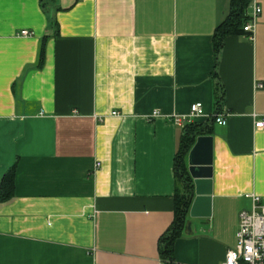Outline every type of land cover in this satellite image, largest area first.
I'll use <instances>...</instances> for the list:
<instances>
[{"label":"crops","instance_id":"0c3cea01","mask_svg":"<svg viewBox=\"0 0 264 264\" xmlns=\"http://www.w3.org/2000/svg\"><path fill=\"white\" fill-rule=\"evenodd\" d=\"M253 1L252 40L223 37L220 90L213 33L231 0H0V178L14 165L0 264H167L160 239L192 124L212 139L210 194L192 215L187 203L171 257L220 264L238 212L252 195L264 203V0ZM196 101L202 113L172 121Z\"/></svg>","mask_w":264,"mask_h":264},{"label":"built area","instance_id":"2783aa9c","mask_svg":"<svg viewBox=\"0 0 264 264\" xmlns=\"http://www.w3.org/2000/svg\"><path fill=\"white\" fill-rule=\"evenodd\" d=\"M250 11L247 19L242 25V30L248 40H252L255 18L259 14V6L250 1ZM30 31L21 30L19 35H29ZM258 87L262 83L257 84ZM202 113L201 103L196 101L189 105L185 116L174 115L172 121L175 124H181L188 118ZM111 115H117L116 111H110ZM227 113H215L213 121L217 124L224 125ZM253 116V115H252ZM264 126V115L253 121L254 128ZM98 164L95 163V167ZM220 264H264V203L261 202L257 195L251 196V206L249 210H240L238 212V223L235 231L234 246L225 251L224 257Z\"/></svg>","mask_w":264,"mask_h":264},{"label":"trees","instance_id":"16d2710c","mask_svg":"<svg viewBox=\"0 0 264 264\" xmlns=\"http://www.w3.org/2000/svg\"><path fill=\"white\" fill-rule=\"evenodd\" d=\"M250 0H231L230 7L227 15L222 20V22L217 25L213 33V51H214V66L211 72V77L215 85H218L221 90V84L218 79L217 73L215 72V65L217 62V55L222 47L223 37L226 34L235 35H246L242 30V25L247 19L246 7ZM41 57V56H40ZM219 98L215 100V107L218 108ZM213 119H211L212 121ZM183 136L181 139V145L179 149V155L176 162L181 163V156L183 157L185 152L193 143L194 137L200 134H206L207 130L200 128V124H192L184 126ZM179 160V161H178ZM183 161V160H182ZM183 165V164H182ZM184 167V165H183ZM182 171L175 170V174L183 185V194L177 202L175 210L177 211V216L175 222L169 227L166 233L160 239V254L167 264H174L171 257V244L173 239L178 235L181 222L183 221V215L188 203V193L185 188V181H187L185 168ZM13 181H14V165L12 164L1 176L0 178V202L9 200L13 196Z\"/></svg>","mask_w":264,"mask_h":264},{"label":"water","instance_id":"95a60500","mask_svg":"<svg viewBox=\"0 0 264 264\" xmlns=\"http://www.w3.org/2000/svg\"><path fill=\"white\" fill-rule=\"evenodd\" d=\"M212 139L210 135L200 134L194 137L193 143L185 152L186 177L185 188L188 202L192 197V207L199 202H207L210 194ZM188 227V224L185 225Z\"/></svg>","mask_w":264,"mask_h":264}]
</instances>
